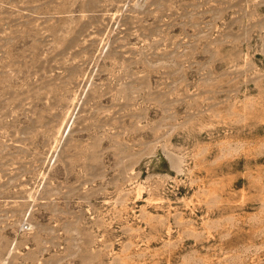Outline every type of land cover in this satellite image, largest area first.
Wrapping results in <instances>:
<instances>
[{"label": "rangeland", "instance_id": "374dc122", "mask_svg": "<svg viewBox=\"0 0 264 264\" xmlns=\"http://www.w3.org/2000/svg\"><path fill=\"white\" fill-rule=\"evenodd\" d=\"M0 264H264V0H0Z\"/></svg>", "mask_w": 264, "mask_h": 264}, {"label": "bare ground", "instance_id": "6f19581e", "mask_svg": "<svg viewBox=\"0 0 264 264\" xmlns=\"http://www.w3.org/2000/svg\"><path fill=\"white\" fill-rule=\"evenodd\" d=\"M126 261V260H125Z\"/></svg>", "mask_w": 264, "mask_h": 264}]
</instances>
